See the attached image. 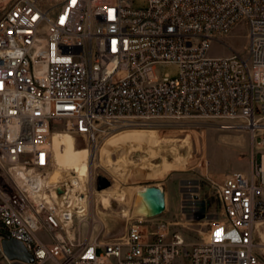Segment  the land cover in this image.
Returning a JSON list of instances; mask_svg holds the SVG:
<instances>
[{
	"label": "built area",
	"instance_id": "obj_1",
	"mask_svg": "<svg viewBox=\"0 0 264 264\" xmlns=\"http://www.w3.org/2000/svg\"><path fill=\"white\" fill-rule=\"evenodd\" d=\"M239 25L245 54L209 55ZM165 63L175 77L156 73ZM192 120H240L256 149L248 173L218 185L217 217L198 242L142 218L106 233L89 173L43 184L54 133L90 151L114 129ZM4 237L32 264H264V0H0Z\"/></svg>",
	"mask_w": 264,
	"mask_h": 264
},
{
	"label": "rangeland",
	"instance_id": "obj_2",
	"mask_svg": "<svg viewBox=\"0 0 264 264\" xmlns=\"http://www.w3.org/2000/svg\"><path fill=\"white\" fill-rule=\"evenodd\" d=\"M146 5L147 0H132L135 9ZM245 36V26L239 25L222 38L226 47L215 42L209 55L227 56L231 52L244 55ZM156 73L175 77L178 66L174 63L159 64ZM233 124L232 128H223L218 122L192 120L149 127H121L101 134L97 147L89 153V174L91 179L106 177L110 181V186L103 190L106 191L103 197L108 199V205L97 194L100 190L94 191L91 198L99 212L97 216L104 223L105 232L120 234L130 222L139 218L152 219L151 223L143 222L149 226L165 223L167 232L180 233L185 244L198 242L207 223L217 217L218 185L230 173H248L251 156L256 150L252 133L244 122L236 120ZM148 137L152 141L149 142ZM153 141H158L160 146ZM106 142L105 153L100 157V146ZM85 147V142L76 136V143L70 148L71 163H76L79 157L88 156ZM149 148L157 152L151 160L154 168L147 172L143 169L141 173L138 168L143 167L144 158L151 156ZM175 155L182 157L183 163L175 165ZM140 187L160 188L164 192L165 210L159 217L148 218L133 212L136 201H139L135 192ZM118 196H124L128 203L114 200ZM122 212L126 214L124 217ZM0 264H8L1 250Z\"/></svg>",
	"mask_w": 264,
	"mask_h": 264
},
{
	"label": "bare ground",
	"instance_id": "obj_3",
	"mask_svg": "<svg viewBox=\"0 0 264 264\" xmlns=\"http://www.w3.org/2000/svg\"><path fill=\"white\" fill-rule=\"evenodd\" d=\"M67 135H69V134H67V133H65V134L54 133L51 137V148L53 151V160L55 162L56 168H55L54 172L52 173L51 177L49 179H47V181L45 180L43 182V184L49 183L50 181H55V180L61 179L63 176V173L66 171L76 174L77 176H79L80 180L83 181V177L87 176L89 171H90L91 167H90V161H89V158H90L89 153H91V152L89 151V149L87 147H85V150L88 153V156L79 157L77 159L76 163H71L70 148L73 146V144L75 145V140L71 135H69L70 137L67 138L66 137ZM147 140L149 142L152 141V139L150 137H148ZM153 143L157 146H160L158 141H153ZM107 144H108V142H106L104 145L100 146V157L103 156V154L105 153ZM96 147H97V143H96L95 148ZM148 152H151V156L148 158H144L143 162H142L143 167L140 166L138 168L140 171L142 170L141 173H143V169H146V171H144V172H147V171L152 170V168H154V165L152 164L151 160L157 156V152L155 153V150L153 148H149ZM181 160H182V157H178L175 155V162H174L175 165H178L181 162ZM125 161H127V160L125 159ZM181 163H183V161ZM125 164H127V163H125ZM152 188H155V187H140L136 190L135 196L139 201H136V205H135L134 210H133L135 215L137 214V215L141 216V215H144L146 213V206H145V202L142 198V193L144 191L152 189ZM104 192H106V191L97 192V194L100 196L101 200H104L105 204L108 205V203H109L108 199L103 197ZM119 194H121V193H119ZM105 195H106V193H105ZM114 200H117L121 204H127L128 203V200H126L124 196L115 197ZM125 215H126L125 212H122V217H124Z\"/></svg>",
	"mask_w": 264,
	"mask_h": 264
},
{
	"label": "water",
	"instance_id": "obj_4",
	"mask_svg": "<svg viewBox=\"0 0 264 264\" xmlns=\"http://www.w3.org/2000/svg\"><path fill=\"white\" fill-rule=\"evenodd\" d=\"M109 186V181L105 177H99L97 189L102 190ZM145 202L148 218L159 217L165 210L164 192L160 188H152L142 193ZM0 250L2 255L8 260L20 261L26 264L33 263V256L25 249L23 244L13 238L4 237L0 241Z\"/></svg>",
	"mask_w": 264,
	"mask_h": 264
}]
</instances>
